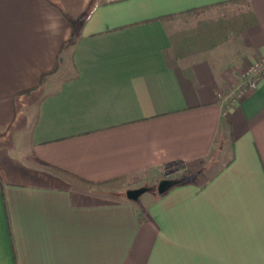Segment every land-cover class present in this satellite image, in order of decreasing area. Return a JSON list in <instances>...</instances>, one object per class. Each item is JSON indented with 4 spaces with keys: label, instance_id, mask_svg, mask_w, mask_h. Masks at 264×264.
Returning <instances> with one entry per match:
<instances>
[{
    "label": "crops",
    "instance_id": "0c3cea01",
    "mask_svg": "<svg viewBox=\"0 0 264 264\" xmlns=\"http://www.w3.org/2000/svg\"><path fill=\"white\" fill-rule=\"evenodd\" d=\"M261 58L264 0H0V264H264Z\"/></svg>",
    "mask_w": 264,
    "mask_h": 264
},
{
    "label": "built area",
    "instance_id": "2783aa9c",
    "mask_svg": "<svg viewBox=\"0 0 264 264\" xmlns=\"http://www.w3.org/2000/svg\"><path fill=\"white\" fill-rule=\"evenodd\" d=\"M261 78H264V58L250 64L243 74L241 84L235 88L234 92L232 88H223L217 92V99L220 102H225L231 100L233 95L234 98L240 97L247 91L254 90Z\"/></svg>",
    "mask_w": 264,
    "mask_h": 264
},
{
    "label": "water",
    "instance_id": "95a60500",
    "mask_svg": "<svg viewBox=\"0 0 264 264\" xmlns=\"http://www.w3.org/2000/svg\"><path fill=\"white\" fill-rule=\"evenodd\" d=\"M181 180L179 179H168V180H161L157 186V191L158 193H163L166 190H168L170 187H172L173 185L179 183ZM149 188L142 186V187H137V188H133V189H129L126 191V197L129 200H137L139 198V196L141 194H143L144 192L148 191Z\"/></svg>",
    "mask_w": 264,
    "mask_h": 264
},
{
    "label": "trees",
    "instance_id": "16d2710c",
    "mask_svg": "<svg viewBox=\"0 0 264 264\" xmlns=\"http://www.w3.org/2000/svg\"><path fill=\"white\" fill-rule=\"evenodd\" d=\"M56 67H57V64H55L51 70H49V71H47L46 73H44L43 76H42V78H41V82H42V80L44 79V76H45L46 74L51 73L52 71H54V69H55ZM163 193H164V192H163Z\"/></svg>",
    "mask_w": 264,
    "mask_h": 264
}]
</instances>
